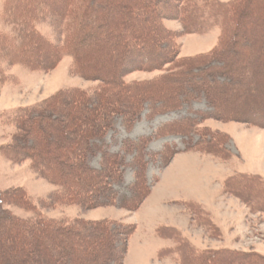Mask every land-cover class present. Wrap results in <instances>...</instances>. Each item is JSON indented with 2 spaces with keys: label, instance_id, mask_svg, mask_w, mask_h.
<instances>
[{
  "label": "rangeland",
  "instance_id": "374dc122",
  "mask_svg": "<svg viewBox=\"0 0 264 264\" xmlns=\"http://www.w3.org/2000/svg\"><path fill=\"white\" fill-rule=\"evenodd\" d=\"M45 1L47 0H10V2L0 0V37L4 36L6 41V48L0 49V147L13 142V136L17 133V124L11 116L17 110L45 104L58 93L73 90L83 94L85 101H77L78 103L72 105L68 103L62 106L61 111L54 107L44 109L43 114L35 111L33 117L38 114L39 118H36L38 120L24 128L18 149L26 152L24 150L26 147L31 148L29 152L35 156L38 164L41 163L40 166L44 171L46 170L45 174H39L30 161H14L13 154L4 156L0 150V191L20 189L31 201L25 204L22 199L23 193L20 200L14 196L17 197L14 202L10 200V195L3 196L5 203L2 210L6 216L18 217L28 221L29 224L36 223L40 217L63 224L73 223L79 219L89 224L98 222L120 224L122 228L118 230L114 225L106 241L100 240L103 241L102 244L99 245L98 241H94L93 248L96 247L100 251H95L96 258L93 254L89 264H92L94 259L95 262L99 259L102 262L103 258L108 259L110 264H180V258L174 250H171L168 256L160 257L157 251L165 248L168 241L152 235L156 227L172 225L173 219L157 216L143 222L135 216L151 195L158 178L164 177V171L170 167L175 155L188 151L202 153L197 150L205 149L204 146L207 145L204 144L211 143L214 147L210 145L207 147L215 148L216 156L207 155L216 158L217 162L224 166L226 180L232 177L241 178V175L246 176L247 180L249 177L257 179L256 183L249 181L242 183L254 194L247 197L248 194L240 193L241 198L253 204L255 197L264 198V186L261 183L264 182V0H255L252 6L244 7L237 27L230 31V35L236 40L231 45L232 53L229 52V55L227 54L223 59L227 64L233 65L232 75H237V80H226L225 76L217 79L219 88L211 93V99L208 100L204 94L197 95L187 85L180 88L176 96L173 93L176 87L165 90L160 86L155 87L156 94L139 99L141 110L137 119L130 124L125 122L128 116L122 107L123 103L117 102L126 100L124 93L119 92L118 95H114L113 102L105 103V89L111 88L108 85L103 88L99 81L103 79L110 84L111 92L115 91L113 87L119 82L117 68L124 60L121 55L126 49L122 46L123 42L115 47L110 46L109 42H112L116 35L122 34L126 36L137 34L143 39L147 37L151 39L153 36L160 38L162 36L156 31L155 26L158 18L145 16L142 8L130 11L129 15L122 13L114 15V12L111 14L112 11L119 9L123 2L131 4L138 0H106L114 3L108 12L112 16L110 19L106 18L108 24L90 36H83L82 39L84 45L79 55L86 76H81L77 70H74V60L65 52V55L58 58L55 68L44 71L35 64L41 65L40 59L45 56L47 61L52 56L50 52L33 53L32 67L21 65L20 60L15 59L21 54V49L16 38L17 31L7 9L9 7L11 11H17L16 13L24 16L22 14L24 6L30 9L31 4L36 3L38 4L36 7L42 12L44 8L41 4ZM173 5V0H166V3L165 1L161 3L159 0L146 9L155 8L158 13L163 14L165 7L170 8ZM172 13H167L170 17L163 19V25L173 37H176L174 43L177 48H174L175 52L179 51L176 53H179L181 59H184L181 55L206 52L219 44L222 34L221 19L213 24V21L209 22L205 32L186 33L180 21L171 16ZM34 14L39 15L37 11H34ZM95 18H91L89 27L101 20V13L96 11ZM53 21L48 15L36 20L34 25L45 40L59 50L64 45L65 35L62 32L65 31L66 22ZM123 23H127L128 27L122 28ZM95 41H100L103 45L94 46L92 43ZM252 56L256 59H252ZM131 60L136 61L133 63L139 62L136 57ZM169 68L166 66L164 70L154 72L135 71L125 75L123 82L127 85L149 83L166 74ZM211 80L207 82L211 83ZM174 84L173 82L172 85ZM126 92L133 102L130 92ZM131 93L137 92L131 90ZM165 95L172 96L171 103L166 100ZM221 111L234 114L235 119L239 120L231 122L214 118L215 112H220L218 115L220 116ZM112 112L116 116L112 120V129L101 137V133L95 131V126L104 123L103 119L107 115L112 117ZM47 113L48 117H42ZM85 142L88 149H85ZM82 154L87 156L84 157L87 168L100 174L103 171L105 173L98 175L94 182L96 187L99 184L103 185V179L107 180L105 176L108 172L104 170V166L108 163L107 154L123 162L120 168L122 181L114 182L112 185L116 199L114 204L97 206L89 202L77 205L71 200H65V189L61 186L58 176L61 174L67 179H79L81 168H77V165L80 167ZM219 184L216 186L218 187ZM218 197L215 206L219 214L227 218L229 230L226 238L238 249L235 252H239L240 255L264 253V212L251 210L239 196L225 193ZM262 208L264 209V206H260L259 209L263 210ZM178 209L181 211L184 208L178 205L172 206V209L166 208L167 212L170 211L174 215L176 222L183 224L186 222L188 228L205 246L222 247V242L218 240L220 233L210 224L208 213L205 211L204 213L195 204L188 205L189 218L185 219L179 215ZM133 226L135 231L127 242V250H124L122 249L124 239L121 234L123 227L129 230ZM24 229L23 225L15 224L8 230L0 231V243L1 245L3 243L4 247L0 245V264H21V260L26 256L29 259L27 264H38L36 255L44 258L43 264H51L50 257L43 253L46 247L52 248L53 251L65 250L63 258L67 260L66 264L81 263L75 259L72 251L66 249L68 244L78 240L76 237L68 233L62 238L55 235L50 243L48 236H51L52 231L44 235L33 231L27 235L26 233L20 235ZM28 229H31V226ZM40 236H43V244L39 239L36 241ZM11 254L15 259L18 258V263L11 259L9 256ZM57 264H64L62 258ZM236 264H239V261Z\"/></svg>",
  "mask_w": 264,
  "mask_h": 264
},
{
  "label": "trees",
  "instance_id": "16d2710c",
  "mask_svg": "<svg viewBox=\"0 0 264 264\" xmlns=\"http://www.w3.org/2000/svg\"><path fill=\"white\" fill-rule=\"evenodd\" d=\"M159 2V0H138L135 3H127L123 2L119 9L112 11L111 14L114 12L115 14H126L129 15V12L134 9L141 10L144 9L145 16L149 18H153L156 16L158 18V22L156 23V31H159L161 36L163 37H151L150 38H141L137 34H130L128 36L116 35L112 42H109L110 46H119L118 44L122 43L124 45L123 48L126 49L124 53H122L123 61L118 65V72L117 77L119 78V82L116 86L113 87L115 91L111 92L112 87L107 82H104L103 79H100V83L103 88H106L108 85L110 90L105 89L104 98L106 99L105 103L113 102L114 95H118L120 93H124L123 96H126V100H119L117 102L123 103V109L128 117H126L125 122L129 124L137 119L138 114L141 110V106L139 104V99L141 97H151L152 94H156L154 92V88L160 86L161 88L165 89H172L174 87L176 91H173L174 95L176 96L177 91L179 92L180 88L183 86L189 87L192 91H195L198 94H204L205 98L208 100L211 99V93L219 88V82L217 79L225 76V79H234L237 80V75H232L234 71L233 65L227 64L223 59L230 51L231 45L236 40L235 37L230 35V31L235 29L240 21V18L243 14L242 9L246 6H252L255 0H230L228 2H222L220 0H173L174 5L172 7H165V11L163 14H160L156 11L155 8L146 9L147 6H152L154 3ZM161 3H166V0H160ZM10 2V0H9ZM113 1L106 0H47L41 6L44 8L42 12L38 9V4L34 3L31 4V8L28 9L24 6L21 16L20 13H16L11 11L8 7L7 11L9 12L10 16L12 17V23L17 31V41L19 49H21V54L15 58L19 59V63L21 65H25L28 67H32V54L40 51L50 52L52 56L45 61V57H42L40 60L42 64H35L36 66H40L42 70L47 71L51 68H55L58 64V58L61 57L64 52L68 54V56L72 57L74 60V70L78 71L81 76H86L85 72L82 69L80 64V60H82L81 56L79 55L80 50L83 47V36H90L94 32H98L100 29L104 28L105 25L108 24L107 19H110L111 14H109V10L113 5ZM9 5V4H8ZM37 6V7H36ZM112 9V8H111ZM146 9V10H145ZM30 10V11H29ZM34 11L39 13L38 16H35ZM98 11L101 13V20L96 23V25L88 26L91 23V18H95V13ZM13 12V13H12ZM173 12L171 14L172 17H175L180 23L182 24L184 31L186 33H202L207 31L205 28L208 27L209 22L212 24L216 23L219 19L222 20V34L219 38V44L215 46V48L204 55H199L196 57L184 58L181 59L179 57V51L175 52V48H177L176 44L174 43L176 37H173L169 31L163 25V19H168L167 13ZM104 13V14H103ZM52 17L54 20L53 22H58V20H63L66 22L65 24V31L63 30L62 34H64V45L59 50L54 48L52 44L48 43L45 38L36 30L34 22L38 19H43L46 16ZM56 15V16H55ZM38 17V18H36ZM40 17V18H39ZM55 17H57L55 19ZM36 18V19H35ZM145 20V17H144ZM71 23V24H70ZM64 24V22H63ZM128 27L127 23L122 24V28ZM159 36V35H158ZM3 38L0 37V49L6 48L4 36ZM153 38V40H152ZM162 38V39H161ZM109 39V38H106ZM164 39H167L166 41ZM34 42V44H33ZM37 42V43H36ZM259 42V41H258ZM167 43V45H166ZM94 46L103 45L100 41H95L92 43ZM240 44V43H239ZM158 45L160 46L158 48ZM175 47V48H174ZM160 49V50H159ZM162 49V50H161ZM231 49V50H230ZM174 50V51H173ZM230 52L229 54H231ZM228 54V55H229ZM65 55V54H64ZM136 57L139 62L133 63L136 61H132L131 58ZM140 58V59H139ZM223 59V60H222ZM252 59H256L252 56ZM13 60V59H12ZM129 61V62H128ZM13 62V61H12ZM132 63V64H131ZM130 64V65H129ZM166 66L170 68L166 70V74L162 75L159 79L154 80L149 83H140L136 85H127L123 82V78L125 75L135 72V71H145V72H154V71H162ZM172 68V69H171ZM192 71H196L197 73H193ZM88 77V76H87ZM212 79L211 83L207 82V80ZM190 80V81H189ZM195 81V82H194ZM197 81V82H196ZM200 81V82H199ZM175 83L172 85V83ZM194 84H191V83ZM224 83V82H222ZM148 84H152L149 85ZM191 84V85H190ZM223 87L225 85H222ZM221 87V88H223ZM131 90L137 93L132 94ZM129 91L130 95L133 97L130 100L129 96L126 94ZM161 93V91H160ZM172 93V94H173ZM168 94V93H167ZM208 94V95H207ZM164 95V94H163ZM170 95V94H169ZM165 95L166 100L171 103L170 98L172 96ZM173 95V96H174ZM111 97L112 99L110 100ZM135 98L137 100H135ZM85 98L84 95L81 94L78 90L68 91V92H60L51 100L46 101L45 104L38 105L28 109H21L17 110L14 114H12V120L17 124V133L13 136V142L8 144L7 146L0 147L2 154L5 156H9L10 154L14 155L12 160L14 161H30L33 168H36V171L39 174H45L43 168L40 166L41 163H37L35 156L30 153L29 149L26 147L24 150L26 152H21V149H18V144L22 140V133L24 132V128L28 127L29 123L37 121V117L39 115H35L33 117V113L38 111L39 113L43 114L44 109H49L50 107H54L56 110L61 111L62 106L66 104H74L78 103L77 101L84 102ZM124 101V102H123ZM104 103V102H103ZM173 106V105H172ZM108 110V108H107ZM129 110V112H128ZM224 110V109H223ZM221 115L215 112L216 119L225 120V121H237L239 119H235L234 114H228L226 111H221ZM108 114V112H107ZM112 117L107 115L103 121L104 123H100L99 125L95 126V131H99L101 133V137H104L106 133L112 129L113 124V117L115 118L114 112H112ZM130 115V116H129ZM42 117H48V113L44 114ZM110 117V118H109ZM53 120V119H52ZM56 120V119H55ZM107 120V121H106ZM91 126V125H90ZM101 126V127H100ZM94 127H92L93 129ZM86 143V142H85ZM85 149H88L87 143L84 144ZM210 145L214 147V145ZM204 146L200 151L204 154H212L215 155L214 151L215 148H208ZM23 150V151H24ZM216 156V155H215ZM85 154H82L80 157L81 162L80 167L77 165V168H81L80 170V178H71L67 179L65 176L62 177L60 174L58 176V180H60V184L62 183V187H64V194L65 200H71L74 204H87L91 203L92 205L96 204L99 205H107V204H114L115 202V194L112 191L113 183H118L122 181V173L120 172L121 166H123V162L118 161L117 157L106 155V159L108 163L104 166V170H107V180L103 179V185L99 184L97 187L95 186L94 182L98 178V173L95 170L86 167V158ZM11 158V157H10ZM110 159V161H109ZM85 161V166H84ZM104 163V161H103ZM117 163V164H116ZM87 173V174H86ZM101 174H105L104 171ZM100 174V175H101ZM109 174V175H108ZM241 178L232 177L226 180L224 186V192L226 194H230L233 196H239L241 198L240 193L248 194L247 197L252 196L251 190L246 189L245 186L242 185L243 182L249 181L250 183H256L257 179L249 177L248 180L246 176L241 175ZM238 178V179H237ZM102 179V176H101ZM110 179V180H109ZM75 181V182H74ZM59 182V181H58ZM264 186V182H262ZM106 189V190H105ZM103 190V191H102ZM248 190V191H247ZM106 191V192H105ZM23 193V202H31L30 198L27 197V194L22 190H9L8 192H1L0 191V231H5L10 229L13 225H23L25 227L20 235L26 233V235L31 231L39 233L40 235L46 234V232L52 231L51 236L49 237V242L52 243V237L64 236V234H70L76 237L74 243H70L66 246V249L72 251L74 253L75 259L79 264H89L88 262L91 260V257L95 256L96 252L100 251L98 248H93L94 241H98L99 245L106 241V238L112 233V229L114 225L118 227V230L122 228L120 224H114L110 222H106L105 224L102 222L89 224L84 223L82 220H76L73 223L63 224L59 221L53 220H46L42 217L36 221L34 224H29L28 221L22 220L18 217L5 215L2 207L5 203L3 196L10 195L12 202H14L17 197L18 200L21 199ZM252 193V194H251ZM12 194V195H11ZM14 194V195H13ZM17 196V197H14ZM14 198V199H13ZM242 199V198H241ZM243 200V199H242ZM244 201V200H243ZM22 202V201H21ZM135 202V200H134ZM244 203L249 207L251 210L255 209L256 211L260 210V206H264V198L257 199L255 197V205L250 203L249 201H244ZM254 206V207H253ZM39 217V216H38ZM104 224V225H103ZM212 225V224H211ZM31 226V229L28 227ZM112 227V228H111ZM53 228V229H50ZM123 232L121 233L123 236L122 238V249L127 250L128 248V240L133 235L135 231V227L133 226L131 229L123 227ZM28 229V230H27ZM50 229V230H49ZM116 230V229H115ZM26 231V232H24ZM29 231V232H28ZM171 232V233H170ZM32 233V232H31ZM48 235V234H47ZM158 236L160 237H170L177 241L178 246L175 250L180 258V264H236L239 261V264H264V256H261L258 253L253 254H241L235 251L229 250H205V251H198L196 250L189 241L184 238L180 233L170 230L169 233L163 230H158ZM45 237V236H44ZM47 237V238H48ZM46 238V239H47ZM40 243L43 242V236L37 238L36 241ZM80 239V240H79ZM92 239V241H89ZM103 240V241H100ZM1 245V243H0ZM3 245V243H2ZM1 245V247H3ZM98 246V245H97ZM34 247V244H33ZM4 248V247H3ZM72 249V250H70ZM61 250V251H60ZM53 251L52 248L46 247L44 249V254L48 255L51 260V264H57V261L62 258V262L66 264L67 260L63 257L65 256V250L60 249ZM171 250H165L160 253V257H166ZM11 259L16 263L19 262L18 258L15 259L14 255H9ZM100 257V256H99ZM97 257V258H99ZM33 258V257H32ZM38 261V264L44 263V258H40L38 255L35 256ZM82 259V260H80ZM2 260V258H1ZM7 260V259H5ZM17 260V261H16ZM95 260V259H94ZM92 260V264H110L109 260L106 258L98 261ZM29 259L27 256L25 259L21 260V264H27ZM85 262V263H84ZM241 262V263H240ZM113 263V262H112Z\"/></svg>",
  "mask_w": 264,
  "mask_h": 264
},
{
  "label": "crops",
  "instance_id": "0c3cea01",
  "mask_svg": "<svg viewBox=\"0 0 264 264\" xmlns=\"http://www.w3.org/2000/svg\"><path fill=\"white\" fill-rule=\"evenodd\" d=\"M222 1L228 2L230 0ZM214 48L215 45L211 47L209 51H202L188 56L181 55V57L190 58L204 55L211 52ZM222 166L223 165L217 162L216 158L199 152L188 151L174 156L172 164L164 171V177L158 178L159 183H155V187L152 189V193L144 203V206L135 213V216L137 218L139 217L143 222L148 221L149 218L154 219L157 216L164 219H173L174 223L172 225H162L154 229L153 236L168 241L165 248L157 251L158 254L165 250H174L175 252L177 248L175 239L158 236V230H163L168 233L170 230H174L180 233L198 251L238 250L234 244H231L227 240L226 236L229 230V225L226 222L227 218L219 214L218 209L215 206L218 202V196L225 194L224 183L227 177L224 175V166L223 168ZM218 183L220 184L217 187L216 184ZM213 186L215 188H213ZM194 204L199 206L203 212L205 211L209 214V219H211L210 224L216 227L219 231L218 233H220L218 240L222 242V247L209 248L205 246L188 228L186 222L184 224L176 222L174 215L166 210L168 207L172 209V206L178 205L182 207V209L184 208L181 211L178 209L179 215L188 219V205ZM175 209L177 210V208ZM133 225L136 227L135 224ZM222 237H224V239H222ZM175 253L177 254V252ZM257 253L264 255L263 252Z\"/></svg>",
  "mask_w": 264,
  "mask_h": 264
}]
</instances>
